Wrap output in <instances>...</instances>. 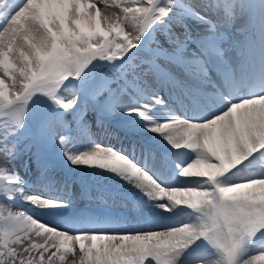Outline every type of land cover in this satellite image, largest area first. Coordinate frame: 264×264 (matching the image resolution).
Returning a JSON list of instances; mask_svg holds the SVG:
<instances>
[{"label":"snow or ice","instance_id":"6c2138e0","mask_svg":"<svg viewBox=\"0 0 264 264\" xmlns=\"http://www.w3.org/2000/svg\"><path fill=\"white\" fill-rule=\"evenodd\" d=\"M0 264H264V0H0Z\"/></svg>","mask_w":264,"mask_h":264},{"label":"rangeland","instance_id":"374dc122","mask_svg":"<svg viewBox=\"0 0 264 264\" xmlns=\"http://www.w3.org/2000/svg\"><path fill=\"white\" fill-rule=\"evenodd\" d=\"M21 174H24L22 169ZM72 194L77 197L78 203H80L82 206H88L89 204L97 203V201L95 200V197L97 195L95 189H91L88 194H85L83 189H81L79 192L74 191ZM89 196L92 197L91 200L89 199Z\"/></svg>","mask_w":264,"mask_h":264},{"label":"bare ground","instance_id":"6f19581e","mask_svg":"<svg viewBox=\"0 0 264 264\" xmlns=\"http://www.w3.org/2000/svg\"><path fill=\"white\" fill-rule=\"evenodd\" d=\"M78 200V199H77Z\"/></svg>","mask_w":264,"mask_h":264}]
</instances>
